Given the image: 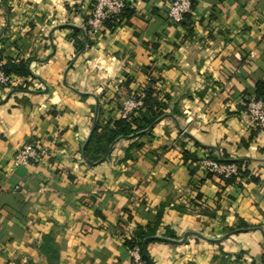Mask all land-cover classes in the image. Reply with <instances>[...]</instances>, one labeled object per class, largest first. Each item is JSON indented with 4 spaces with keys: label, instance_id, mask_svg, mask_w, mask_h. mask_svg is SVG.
I'll return each mask as SVG.
<instances>
[{
    "label": "crops",
    "instance_id": "crops-1",
    "mask_svg": "<svg viewBox=\"0 0 264 264\" xmlns=\"http://www.w3.org/2000/svg\"><path fill=\"white\" fill-rule=\"evenodd\" d=\"M173 1L129 0L90 34L96 0H0L3 63L31 59V76L14 77L28 90L0 86V264H49V233L59 264H130L119 230L157 219L152 264H264V132L246 113L264 82V0H196L180 24ZM150 76L167 115L141 148L123 139L90 164L95 122L120 118L119 86L137 92ZM29 143L50 154L14 168ZM223 155L247 175L201 165Z\"/></svg>",
    "mask_w": 264,
    "mask_h": 264
},
{
    "label": "trees",
    "instance_id": "trees-1",
    "mask_svg": "<svg viewBox=\"0 0 264 264\" xmlns=\"http://www.w3.org/2000/svg\"><path fill=\"white\" fill-rule=\"evenodd\" d=\"M130 3L128 0L127 6L124 11L117 15L113 16L110 19L111 21H116L118 18H121L130 8ZM108 19V20H110ZM108 20L105 24H108ZM77 32V31H76ZM21 40H15L14 42L9 41V39H3L2 44L8 45V47L20 48ZM15 48V49H16ZM7 49L3 48L0 50V64L3 63V54L7 53ZM6 62L3 63L2 71L7 76H13L18 78H25L31 76L29 70V63L31 59L20 60L16 62L14 59L6 57ZM147 70L146 72H148ZM151 71H149L150 73ZM149 75V74H148ZM150 80L144 88L145 98H144V107L138 112L133 113L127 119H109L107 122L98 120L95 122L91 137L87 146L85 148L84 154L87 160L91 162H99L106 156H108L115 144L120 140H130L132 141L133 149L141 148L142 143L140 140L151 136V133L154 127L158 122L164 118L167 113L166 110L169 109L171 98L169 95H165L164 98H161V91L156 87V83L160 80L150 76ZM131 80L129 79L126 83L119 86L120 90V102L118 108H122L123 100L126 99L131 94L130 89ZM17 90H20L17 89ZM139 91V90H138ZM137 91V92H138ZM256 99H261L264 101V82H259L256 86ZM0 99V103H1ZM102 114V110L100 112ZM221 163H235L239 167V161L232 160L228 158L227 155H223V158L216 159ZM239 176L247 175V172H241L239 167ZM237 175V176H238ZM236 176H233L229 179H225L227 182H233ZM159 219L155 223L148 227L137 228L133 234V237L129 240H126L123 244L125 248L134 249L139 247L142 260L145 264H152V260L148 254L147 246L150 242L154 241L155 236L157 235V230L159 226ZM122 229V228H121ZM166 238H174L175 235L172 233H167ZM148 240L147 243H145ZM175 245V244H173ZM59 245L56 243L55 238L51 233L45 234L42 238V244L40 245V252L46 258L49 264H59Z\"/></svg>",
    "mask_w": 264,
    "mask_h": 264
},
{
    "label": "built area",
    "instance_id": "built-area-1",
    "mask_svg": "<svg viewBox=\"0 0 264 264\" xmlns=\"http://www.w3.org/2000/svg\"><path fill=\"white\" fill-rule=\"evenodd\" d=\"M128 0H96L95 5L90 13L87 26L90 34H96L105 28V23L113 16L121 14L126 8ZM196 0H174L168 7V17L177 24L183 22L185 16L189 14ZM3 63L0 64L2 67ZM150 79H147L149 81ZM14 77L7 76L0 69V85L9 86L14 84ZM158 88V87H157ZM144 90L131 92L123 100L120 111V118L127 119L130 115L140 111L144 107ZM248 117L253 126L264 132V101L255 97L247 103ZM50 154L49 148L37 144H24L17 152L13 159L14 168L21 166H35ZM201 165L208 172L216 174L224 179L237 176L239 167L235 163H221L209 158H203ZM133 264H145L142 260L139 247L132 249Z\"/></svg>",
    "mask_w": 264,
    "mask_h": 264
},
{
    "label": "rangeland",
    "instance_id": "rangeland-1",
    "mask_svg": "<svg viewBox=\"0 0 264 264\" xmlns=\"http://www.w3.org/2000/svg\"><path fill=\"white\" fill-rule=\"evenodd\" d=\"M22 32V31H21ZM3 41V40H2ZM1 41V42H2ZM27 54H30V55H32V53L30 52L29 53V51H28V53ZM15 81H14V84H12V85H9V86H3V85H0L2 88H4V89H12V88H14V89H19L20 88V90H28V87L29 86H25L24 87V85H23V83L21 82H19L17 79H14ZM145 88H146V86H145ZM121 98H119V99H117V100H115V98H114V100L113 101H115V103L117 104V106H118V104H119V102L121 101L120 100ZM246 113H247V115H248V112H247V108H246ZM134 232V231H133ZM119 233H120V235L122 236V240H129V239H131L132 237H133V234L130 232H128L127 230H126V228H122V229H120L119 230ZM125 241H123V244L125 243ZM128 249V248H127ZM129 250V249H128ZM131 251H132V249H130L129 250V255H130V260H131V263L130 264H133V255L131 254Z\"/></svg>",
    "mask_w": 264,
    "mask_h": 264
},
{
    "label": "water",
    "instance_id": "water-1",
    "mask_svg": "<svg viewBox=\"0 0 264 264\" xmlns=\"http://www.w3.org/2000/svg\"><path fill=\"white\" fill-rule=\"evenodd\" d=\"M107 157H108V156H106L105 158H103L102 160H100L99 163L105 161V160L107 159ZM89 163H90V164H93V163L90 162V161H89ZM188 235H189V234H188ZM157 239H159V238H156V237L154 238V240H157ZM147 242H148V240H147L145 243H147ZM184 242H185V241H181V242H177V243H184Z\"/></svg>",
    "mask_w": 264,
    "mask_h": 264
}]
</instances>
